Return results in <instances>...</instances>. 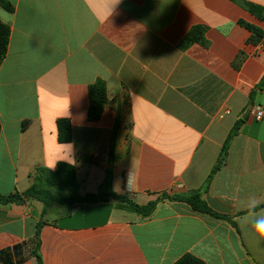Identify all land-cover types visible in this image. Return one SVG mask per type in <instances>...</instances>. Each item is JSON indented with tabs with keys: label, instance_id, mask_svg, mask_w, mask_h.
<instances>
[{
	"label": "crops",
	"instance_id": "0c3cea01",
	"mask_svg": "<svg viewBox=\"0 0 264 264\" xmlns=\"http://www.w3.org/2000/svg\"><path fill=\"white\" fill-rule=\"evenodd\" d=\"M10 41L0 67V194L22 195L38 168L77 169L83 195L110 189L139 205L204 188L241 120L221 169L202 198L231 221L162 199L143 218L115 200L70 208L0 204V264H264V242L244 213L264 209V21L234 0H4ZM264 8V0H241ZM241 22L262 30L252 33ZM205 27L208 46L182 49ZM108 104L88 120L89 90ZM68 119L72 141L57 122ZM113 149V157L110 150ZM54 167L50 168L51 165ZM130 184L128 185L129 177ZM80 220V222H76ZM8 250L10 255L1 253ZM9 260V262H8Z\"/></svg>",
	"mask_w": 264,
	"mask_h": 264
},
{
	"label": "trees",
	"instance_id": "16d2710c",
	"mask_svg": "<svg viewBox=\"0 0 264 264\" xmlns=\"http://www.w3.org/2000/svg\"><path fill=\"white\" fill-rule=\"evenodd\" d=\"M235 2L242 5L246 10L257 16L259 19L264 21V8L257 6L252 3L244 2L241 0H234ZM0 5L7 10H12L11 6L4 0H0ZM246 27L252 36L249 40L250 43L258 44L263 39L262 30L252 26L250 24L241 22ZM205 27L196 26L190 30L187 36L181 43L182 49H188L194 44H201L204 47L208 46V42L205 39ZM10 41V28L0 22V67L6 58L8 46ZM264 86V78L262 81ZM90 108L88 113V120L90 122H97L101 119L102 114L108 104L106 85L103 81L99 80L90 87L89 90ZM241 120L229 134L221 155L220 159L213 169L210 177L208 178L205 186L201 190L191 191L186 194H179L174 196L164 195L162 199L183 202L188 204L195 212L212 216L216 219L231 221V218L218 214L213 211L206 201L202 198V191L207 188L208 184L212 180L213 176L221 169L225 163L228 155L229 146L233 138L236 136ZM58 125V136L61 143H69L72 141V126L68 119H60L57 122ZM110 156L113 157V149L110 150ZM32 185L22 194L3 196L0 194V204H23L26 200L28 201H39L44 205L42 217L47 215V211L51 206H61L70 208L76 204H87L94 205L109 199L115 200L118 204L125 206L129 210L137 213L143 218L151 217L157 209L158 204L162 199L152 201L147 205H139L129 199L127 196L117 195L110 189V171L107 172L105 182L100 186L97 193H89L83 195L80 191V183L77 180V169L75 166L70 164L61 163L56 170H49L47 168H38L32 176ZM45 221L39 222L36 226V238L33 250V256L36 258L38 264H44L43 258L40 253V231ZM2 255H10L9 251H3ZM9 262V260H8ZM175 264H205L202 260L197 257L187 254L183 256Z\"/></svg>",
	"mask_w": 264,
	"mask_h": 264
},
{
	"label": "clouds",
	"instance_id": "9594fccd",
	"mask_svg": "<svg viewBox=\"0 0 264 264\" xmlns=\"http://www.w3.org/2000/svg\"><path fill=\"white\" fill-rule=\"evenodd\" d=\"M54 165H51L50 168L54 167ZM131 176L128 180V185L130 184ZM256 205H253L250 209H248L244 215L247 217V220L245 221V227L249 228L254 235V237L264 242V209L257 211Z\"/></svg>",
	"mask_w": 264,
	"mask_h": 264
},
{
	"label": "rangeland",
	"instance_id": "374dc122",
	"mask_svg": "<svg viewBox=\"0 0 264 264\" xmlns=\"http://www.w3.org/2000/svg\"><path fill=\"white\" fill-rule=\"evenodd\" d=\"M44 219L47 220V221H50V222L56 221V222H60V223H63V224L67 222L66 218L60 217V216H56V215H52V214L46 215ZM76 222L79 223L80 220H77Z\"/></svg>",
	"mask_w": 264,
	"mask_h": 264
},
{
	"label": "built area",
	"instance_id": "2783aa9c",
	"mask_svg": "<svg viewBox=\"0 0 264 264\" xmlns=\"http://www.w3.org/2000/svg\"><path fill=\"white\" fill-rule=\"evenodd\" d=\"M254 115L257 120H261L264 117V108L262 106H256L254 108Z\"/></svg>",
	"mask_w": 264,
	"mask_h": 264
}]
</instances>
